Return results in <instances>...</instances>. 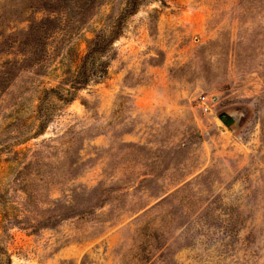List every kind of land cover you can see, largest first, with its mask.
Here are the masks:
<instances>
[{"label":"rangeland","instance_id":"rangeland-1","mask_svg":"<svg viewBox=\"0 0 264 264\" xmlns=\"http://www.w3.org/2000/svg\"><path fill=\"white\" fill-rule=\"evenodd\" d=\"M129 1L0 0V264H264V0Z\"/></svg>","mask_w":264,"mask_h":264},{"label":"trees","instance_id":"trees-1","mask_svg":"<svg viewBox=\"0 0 264 264\" xmlns=\"http://www.w3.org/2000/svg\"><path fill=\"white\" fill-rule=\"evenodd\" d=\"M140 0H130L124 10L125 16H131L136 13ZM121 34V27L115 26L114 32L108 37L105 34L98 33L88 44L87 51L78 67L76 75L71 84L72 90H79L82 87L88 85V83L95 79L101 78L106 73V65H103L99 70L95 67V56L105 53L107 48L112 45ZM7 264L10 263L9 257H7Z\"/></svg>","mask_w":264,"mask_h":264},{"label":"water","instance_id":"water-1","mask_svg":"<svg viewBox=\"0 0 264 264\" xmlns=\"http://www.w3.org/2000/svg\"><path fill=\"white\" fill-rule=\"evenodd\" d=\"M218 119L223 123V125L228 129L231 130L232 126L235 124V116L227 113L222 112L218 115Z\"/></svg>","mask_w":264,"mask_h":264},{"label":"built area","instance_id":"built-area-1","mask_svg":"<svg viewBox=\"0 0 264 264\" xmlns=\"http://www.w3.org/2000/svg\"><path fill=\"white\" fill-rule=\"evenodd\" d=\"M214 105V97L213 96H203L200 100V108L202 112L207 113Z\"/></svg>","mask_w":264,"mask_h":264}]
</instances>
